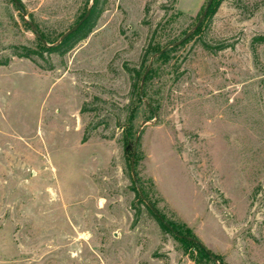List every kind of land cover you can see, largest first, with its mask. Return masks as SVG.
Returning a JSON list of instances; mask_svg holds the SVG:
<instances>
[{"label":"rangeland","instance_id":"374dc122","mask_svg":"<svg viewBox=\"0 0 264 264\" xmlns=\"http://www.w3.org/2000/svg\"><path fill=\"white\" fill-rule=\"evenodd\" d=\"M19 1L0 0V264H264V0H213L197 29L209 0ZM136 141L145 197L218 261L141 197Z\"/></svg>","mask_w":264,"mask_h":264},{"label":"water","instance_id":"95a60500","mask_svg":"<svg viewBox=\"0 0 264 264\" xmlns=\"http://www.w3.org/2000/svg\"><path fill=\"white\" fill-rule=\"evenodd\" d=\"M15 3L18 5V7L20 8V10L22 11V13L24 14V16H26V10L24 9V7L22 6L21 2L19 0H14ZM213 3V0H209L203 14L201 15L195 29H197L200 24L202 23V21L204 20V18L206 17L208 11H209V8L211 7ZM91 10H92V7H90L87 11V13L84 15V17L78 22L76 23L72 28H70L68 31H66L60 38V41L61 42L62 40H64L65 38H67L69 35H71L73 32H75L89 17L90 13H91ZM27 23L31 26V29L34 31V33L37 35V37L45 44H48L46 39L42 36L41 32L39 31V29L37 28V26L34 24L33 21L31 20H28L26 19ZM195 29L193 30H190L181 40H179L178 42H176L175 44H180L181 42H183L184 40L188 39L192 34L193 32L195 31ZM59 42H57L56 44H58ZM165 49H162L159 54L163 53ZM151 68V64L147 67L146 71H145V74L143 75V78H142V86H141V93H140V96L141 98H144V92H143V84L146 80V76L147 74L149 73V70ZM138 141V140H137ZM137 141H136V145H135V151H134V155H133V159H132V164H131V167H132V173H133V177H134V180H135V183L138 187V190H139V193L141 195V197L146 201V203L149 205V207L152 209V211L157 215V217L161 220V222L166 226L168 227L176 236H181L178 232H176L173 227L170 225V223L163 217V215L159 212V210L150 202L148 201V199L145 197L142 189L140 188L139 186V182H138V179H137V176H136V171H135V163H134V158H135V153H136V147H137ZM198 242H200L199 240H196ZM201 243V242H200ZM203 244V243H202ZM203 246L205 247L206 251L208 252V254L215 260V261H218V259L214 256V254L203 244ZM219 264H222V263H219Z\"/></svg>","mask_w":264,"mask_h":264},{"label":"trees","instance_id":"16d2710c","mask_svg":"<svg viewBox=\"0 0 264 264\" xmlns=\"http://www.w3.org/2000/svg\"><path fill=\"white\" fill-rule=\"evenodd\" d=\"M210 9V8H209ZM84 24V23H83ZM82 24V25H83ZM81 25V26H82ZM80 26V27H81ZM79 27V28H80ZM78 28V29H79ZM74 33V32H73ZM70 36V35H69ZM164 53V52H163ZM162 53V54H163ZM164 217V216H163ZM170 225L173 227V229L176 231V232H178L175 228H174V226L170 223ZM168 228V227H167ZM181 236H178L179 238H182V239H185V240H188V241H191V242H194V243H196V244H198L204 251H205V253L210 257V258H212L209 254H208V252L206 251V249H205V247L203 246V244L202 243H200V242H198V241H196L197 239H195L194 237H191V236H188V235H185V234H182V233H180V232H178ZM217 259H218V257L216 256V255H214ZM213 259V258H212ZM214 260V259H213Z\"/></svg>","mask_w":264,"mask_h":264}]
</instances>
